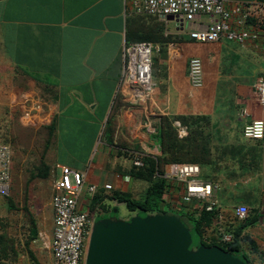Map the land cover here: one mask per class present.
Instances as JSON below:
<instances>
[{"label":"crops","instance_id":"1","mask_svg":"<svg viewBox=\"0 0 264 264\" xmlns=\"http://www.w3.org/2000/svg\"><path fill=\"white\" fill-rule=\"evenodd\" d=\"M254 1L264 2L227 0L231 4ZM132 2H0V121L12 122L15 115L31 125L57 119L56 141L49 149L55 164L84 172L86 184H95L100 191L110 184L112 191L134 196L144 187L127 176L132 167L128 156L142 152L153 155L158 144L144 130L145 111L132 105L120 87L123 48L129 35L155 33L160 26L141 29L140 15L134 13ZM169 22H161L165 32L178 38L162 44L157 65L153 63L155 87L148 110L154 117H211L212 136L239 138L238 146H223L222 155L214 154L211 165L204 167L218 173L205 172L201 167V176L219 186L216 196L226 216L233 219L232 211L239 205L250 209L246 220L234 222L233 227H246L242 236L250 235L264 248V138L252 140L243 135L247 125L264 120V108L258 105L254 88L264 77V47L226 40L195 42L187 34L171 32ZM191 58H199L203 64L201 89H194L188 80ZM125 103L127 107H123ZM244 111L248 114L243 116ZM111 117L113 133L109 140L105 126ZM76 128L75 144L81 146L85 135L92 137L88 144L91 154L79 166L59 161L61 136L70 137ZM83 130L87 132L81 134ZM122 156L131 161L129 166H120Z\"/></svg>","mask_w":264,"mask_h":264},{"label":"built area","instance_id":"2","mask_svg":"<svg viewBox=\"0 0 264 264\" xmlns=\"http://www.w3.org/2000/svg\"><path fill=\"white\" fill-rule=\"evenodd\" d=\"M3 1L6 0H0ZM132 6L135 14L164 23H168L167 18L173 16L176 34H187L195 42L226 40L238 45L264 47V2L231 4L227 0H133ZM203 17L208 18L207 23L202 21ZM161 49V45L151 42H129L123 48L124 70L120 87L132 105L145 111L143 127L150 136L155 135L160 116H166L161 114L154 117L148 110L155 87L154 54L158 55ZM188 80L194 89L203 87L204 71L199 58L189 61ZM254 88L257 103L264 108V77L256 81ZM247 114V111L243 112V116ZM173 126L179 138L187 136L188 127L181 121L175 120ZM243 135L252 140L263 139L264 120H255L247 125ZM155 149L153 155H159L160 146ZM142 156L141 153L136 154L133 165L142 166L139 159ZM12 168L13 151L10 146L0 143V196L5 198L11 195ZM51 174L52 232L51 235L41 233L43 247L50 252L52 264H85L84 252L87 240L90 241L94 220L89 208H79V201L84 193L93 196L99 187L87 185L84 172L66 165L55 164ZM201 174L202 169L198 164H168L161 175L167 181L164 205L176 212L195 210V204L207 212L218 210L222 214L216 224L218 236L229 243L233 235L225 228L228 218L216 196L219 186L201 179ZM104 190L112 191L113 186L106 184ZM232 214L234 220L245 221L250 209L246 205H239Z\"/></svg>","mask_w":264,"mask_h":264},{"label":"rangeland","instance_id":"3","mask_svg":"<svg viewBox=\"0 0 264 264\" xmlns=\"http://www.w3.org/2000/svg\"><path fill=\"white\" fill-rule=\"evenodd\" d=\"M138 21L141 29H144L145 26H157L158 28L159 26L160 28L162 26L163 28L162 23L154 18L138 16ZM202 21L207 23L208 18L203 17ZM169 27L171 32H173L175 30V22H169ZM139 32L142 31L140 30ZM153 32V30L151 32L145 31L143 34ZM163 34L173 36V39L178 38L173 34H168L167 31L163 32ZM160 56L161 54H154V65H157V58H160ZM182 58L185 64L186 56H183ZM153 75L155 78L154 68ZM228 112V117H230L232 114L230 111ZM19 116L20 115H15L12 122L7 123V121H0V143L10 146L13 151L14 163L11 200L15 205V209L10 210L8 208V200L5 197L0 196V264H52L51 254L43 247V242L40 237L41 233L51 235L52 232V208L50 206L52 174H49V168H52L53 170L55 160L52 157L54 153L48 149L51 141L48 142L49 129L47 128L52 123V120L43 119L39 123L31 125L29 121L25 122L19 118ZM200 117H202L203 120L196 123L194 121L195 124L192 125V139L189 140L190 142L182 144L184 148H186L187 154H178V157L182 159L184 158L188 162H198L199 160L198 164L202 161L203 163L200 165L203 167V170L205 172H212V174L216 175L218 170L204 168L211 165L210 162L212 161L213 155H222L223 151L221 149H224L225 147L223 146L225 145H227V147L229 145L235 147L241 142L237 137L215 138L211 134V117ZM74 130L70 133V137H68V135L61 136L59 161L69 162L73 165L79 166V164L83 165L91 154L88 144L91 143L92 137H87V135L84 134L85 138L81 141V146H79L78 144H75L76 141L74 139L78 134L77 128ZM86 132L87 130H83L81 134ZM201 149L206 151V153H202ZM189 150H193V152H191L192 154H188V152H190ZM160 151L162 152V148H160ZM193 158L194 160H191ZM43 160L48 169L46 174H44L46 168L41 165ZM171 162L176 161H165V167L168 164H171ZM119 164L124 168L129 166L131 161L122 156L119 159ZM200 178L203 179L202 176ZM135 182L137 185L141 184L144 187L139 188L136 194H134L137 199H140L144 196L148 184L143 181ZM91 197L92 195L90 193H84L80 198L79 208L87 207L90 210ZM233 202L237 201L234 200ZM224 203L229 204L225 201ZM117 204L118 203L114 201L109 202L106 212L100 213L98 210H95L94 212L90 210L94 223L109 218L123 219L126 217L131 219L133 215L136 216L138 214L143 217L146 216V213L144 212H130L125 204ZM162 208L168 214L176 215V211L172 210L169 206L163 205ZM194 208H198V204H195ZM32 220L35 221L36 228L39 231V238H36L35 240L30 235ZM88 244L89 241L87 240L84 252L85 261ZM199 246V237L194 233L192 248H198ZM245 247L251 249L252 244L246 242ZM258 247L263 253L264 248H260L259 245ZM262 253L255 252V255L253 256V262L255 264H261V261L264 259V253Z\"/></svg>","mask_w":264,"mask_h":264},{"label":"trees","instance_id":"4","mask_svg":"<svg viewBox=\"0 0 264 264\" xmlns=\"http://www.w3.org/2000/svg\"><path fill=\"white\" fill-rule=\"evenodd\" d=\"M160 31L155 33L143 34L139 33L137 35H129V42H151L154 44H162L166 43H174L173 36L164 35L166 29L160 28ZM162 52V50H161ZM160 52V53H161ZM123 107H127V104H123ZM175 120L181 121V123L188 127V134L185 138H179L176 129L173 126V122ZM202 117H187V116H160L158 123L156 124V133L153 135V139L157 142V144L162 148V154L160 155H152V154H143L141 158L142 166H135L132 163L131 169L127 172L128 177L133 178L138 181L147 182L148 188L146 189L144 196L140 199H136L129 192H119V191H100V189L91 197L90 199V210L94 212L98 210L101 212H106L108 208L109 202H117L125 204L126 208L130 212H144L150 214H168L162 207L164 205L163 195L165 193L167 187V181L161 177L163 171L165 169V161H176L171 163H179V164H198V162H188L184 158H179L178 156L182 153L187 154L186 148L182 145L183 143L190 142L192 139L193 131L192 125L196 122L202 121ZM195 121V123H194ZM58 122L57 119L53 120V122L47 127L49 129V144L50 146L54 144L56 141ZM105 133L109 136V140H111V136L113 133V120L112 117L107 121L105 126ZM55 139V141H54ZM54 141V142H53ZM183 148V149H182ZM199 148V145H198ZM204 149V147H203ZM194 150V149H193ZM193 150H189L188 154H192ZM202 150V149H201ZM205 150V149H204ZM206 153V151L202 150V153ZM179 154V155H178ZM134 156V155H133ZM128 156L130 160H134L135 157ZM191 160H194L191 159ZM14 163V157H13ZM203 163L202 161L200 164ZM198 164V165H200ZM42 167L46 168L44 160L41 163ZM201 166V165H200ZM48 169L46 168L44 174H46ZM52 168H49V174H51ZM13 175V168H12ZM160 175V176H158ZM13 179V177H12ZM12 191V188H11ZM8 200V208L10 210L15 209V205L11 200V195L6 197ZM182 222L185 224L187 228H189L192 237L194 233L199 237L200 245H205L207 247L217 246L222 248L227 252H231L233 256L240 258L241 260L248 262L249 264H255L253 262V256L255 252H261L259 247L253 242L250 235L242 236V230L246 227H242L240 229H234L233 224L236 220L229 218L225 223V228L227 231L232 233L233 240L229 243L223 242L221 238L218 236L217 231V222L220 220L221 213L216 210L212 212H207L204 208H196L195 210H180L175 213ZM234 220V221H233ZM258 220L257 218H253L248 225H254ZM39 231L36 228V223L34 220L31 221V229L30 235L34 240L38 238ZM246 242H250L252 244L251 249L246 248ZM264 253V252H263ZM262 253V254H263ZM264 255V254H263ZM32 256V255H31ZM261 264H264V259L261 261Z\"/></svg>","mask_w":264,"mask_h":264},{"label":"water","instance_id":"5","mask_svg":"<svg viewBox=\"0 0 264 264\" xmlns=\"http://www.w3.org/2000/svg\"><path fill=\"white\" fill-rule=\"evenodd\" d=\"M192 245L189 228L176 215L102 219L94 223L85 264H249L220 247Z\"/></svg>","mask_w":264,"mask_h":264},{"label":"bare ground","instance_id":"6","mask_svg":"<svg viewBox=\"0 0 264 264\" xmlns=\"http://www.w3.org/2000/svg\"><path fill=\"white\" fill-rule=\"evenodd\" d=\"M214 246V245H213Z\"/></svg>","mask_w":264,"mask_h":264}]
</instances>
